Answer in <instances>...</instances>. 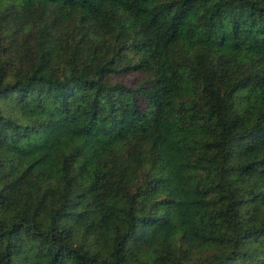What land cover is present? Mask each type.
I'll return each instance as SVG.
<instances>
[{"label": "trees", "instance_id": "obj_1", "mask_svg": "<svg viewBox=\"0 0 264 264\" xmlns=\"http://www.w3.org/2000/svg\"><path fill=\"white\" fill-rule=\"evenodd\" d=\"M0 264H264V0H0Z\"/></svg>", "mask_w": 264, "mask_h": 264}, {"label": "rangeland", "instance_id": "obj_2", "mask_svg": "<svg viewBox=\"0 0 264 264\" xmlns=\"http://www.w3.org/2000/svg\"><path fill=\"white\" fill-rule=\"evenodd\" d=\"M112 81H121L126 83L127 85H136L140 82L141 74L138 72H126L118 75H114L111 77ZM215 249L211 247L207 248H198L190 253L189 258L194 261H200L201 259H207L213 253H215Z\"/></svg>", "mask_w": 264, "mask_h": 264}]
</instances>
